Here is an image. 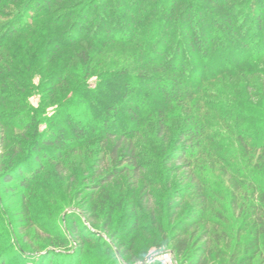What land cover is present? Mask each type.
Segmentation results:
<instances>
[{"label":"trees","instance_id":"trees-1","mask_svg":"<svg viewBox=\"0 0 264 264\" xmlns=\"http://www.w3.org/2000/svg\"><path fill=\"white\" fill-rule=\"evenodd\" d=\"M0 18V51L7 54L0 56V129L8 142L0 148L4 223H16L4 196L15 193L25 205L24 222L41 228L37 213H56L47 203L36 207L37 184L49 169L62 174L71 154L105 142L75 200L85 196L83 210L75 206L79 212L65 216L60 236H48L52 249L20 241L11 260L82 264L78 253L86 243L109 249L99 250V259L110 256L106 235L127 262L146 258L148 248L138 249V242L148 236L156 249L171 246L182 264H208L219 241L207 218L216 181L209 175L218 169L251 189L240 210L238 188L231 194V216L242 226L229 263L264 264V0H0ZM38 33L45 42L34 50L15 47ZM109 54L121 60L105 64ZM49 65L58 68L33 82ZM34 97H40L37 107ZM171 112L182 121L169 149ZM143 138L157 149L144 154ZM232 140L245 166L219 153ZM204 163L211 164L207 172ZM164 165L181 187L167 193L165 226L163 196L150 190L149 179L163 175ZM125 179L133 182L131 196L98 200ZM56 207L58 215L63 206ZM102 216L105 227L98 228ZM38 251L46 253L31 256Z\"/></svg>","mask_w":264,"mask_h":264},{"label":"rangeland","instance_id":"rangeland-1","mask_svg":"<svg viewBox=\"0 0 264 264\" xmlns=\"http://www.w3.org/2000/svg\"><path fill=\"white\" fill-rule=\"evenodd\" d=\"M75 9V8H74ZM5 20L3 18H0V23H4ZM3 32V31H2ZM40 37V38H39ZM19 38V37H17ZM40 44V42L43 44L45 42V36L42 34L40 35L35 34V35H30L28 38H20L17 41V46H21L23 49H31L34 50L36 47V44ZM8 47L11 45H7ZM42 47V45H41ZM76 50V49H75ZM74 50V51H75ZM3 51H0V56H7V54ZM20 54V53H19ZM96 59V58H95ZM97 61L102 60V58L99 56L96 59ZM114 61L117 62L118 60H121V57H117L116 54H109L107 58L105 59L104 63H108V61ZM96 64V62L94 63ZM3 63L0 59V66H2ZM48 70L44 69V71H40L41 73H37V76L31 77L33 82H36L37 84L40 82V77H47L49 72L51 70H55L58 67H52L49 65ZM91 78V77H90ZM32 104L37 107L40 103V97H34L31 100ZM167 121L170 125V133L172 134L171 141H169L167 147L169 149L172 147L173 141H175V137L178 134V131L180 128L177 126L180 121H182V117H178L174 114V112L169 113L167 116ZM0 129V148H3L2 146H6L8 142L4 140V135ZM151 133V134H150ZM146 136L152 135L153 133L150 132ZM169 139V140H170ZM100 139H97L96 142H93L92 144L84 147L80 153L81 154H71V156L68 159H65L64 163L61 165V169L63 171L62 174L58 173L55 174L54 171L49 169L48 173L45 174L41 182L37 184V187H35V192L37 194H33L34 203L36 207H42L43 203H47V206L49 210L54 209L55 207V216H50L48 217L46 214L43 213H37V216L41 218L40 221H37L38 224H42V227L37 229L30 223H25L24 222V217L23 215H19V212H21V209L24 205V203L21 202V195L20 194H15V193H7L5 198H7V202L10 205V210L11 212H14L16 215L15 219V224L13 225H6L4 222H8V216L5 215L3 210V207L0 206V262L5 261L6 264H17L15 260L12 258V261L10 257H8V254H11L12 256H15L16 254L13 252H18V245L19 242H26L29 246H32L33 248L40 249V248H46L47 249H52L49 243L50 239L48 236H52L55 238H58L60 236L59 230H65V224H64V218L68 213L73 212H79L75 206H78L80 204V209H82V203L84 200V195L79 199V201H75L77 199V195L79 192L82 190H85V185L88 182L87 175L88 173L92 172V168L94 164L100 159V157L103 156V153L101 149H103L104 143H100ZM141 143L144 145L145 150H143L144 154L148 153L149 150L152 151L153 149H157V147L153 148V146H149L148 143L145 141V139H141ZM107 150L106 152L108 153L110 149V142L107 144ZM237 143H235L233 140L224 145L220 150L219 153L222 154L223 156H233L237 158L238 164H242L245 166V161L243 160L240 152L237 151ZM147 150V151H146ZM105 152V153H106ZM157 152H160L159 158H162V152L158 150ZM1 154V152H0ZM243 154V153H242ZM254 155L253 159L257 158V153L254 154L253 152L249 153V155ZM248 155V156H249ZM216 156H211L208 158V160H212ZM99 158V159H98ZM109 162V160H108ZM208 162V161H206ZM253 163V162H252ZM226 165L227 162H221V165ZM255 164V163H253ZM210 163L205 164L202 167L204 169V172L208 170L210 167ZM114 167V163L111 161L109 162V169H112ZM165 169H162L163 175H158L157 173H152L149 177L150 181L153 182L155 185H151V191L152 192H158L160 195L162 194L163 198L162 200V205L165 206L162 211H161V222L165 226L169 219L168 216H170V211L167 206L168 200L166 199L168 196L167 193L171 192L175 189H180L179 184L174 183L177 182L176 179L172 178L170 175L168 168L166 165H164ZM251 171H253L251 168H249ZM249 169L246 167V170L249 172ZM214 173L210 174L209 176L214 178L215 181V194L212 200L210 201V207L209 211L207 213V218L210 223V229L212 232V235L214 234H219L216 235L217 238H219V241L217 243L213 244V249H212V254L209 257L208 264H230V255L235 252V250L238 248L239 241H237V233L238 229L241 228L242 226V219H235L232 218L231 213H232V208H231V197L232 193L235 189V187L238 188V196H239V210L241 209L242 205L246 202V199H244V195H250L251 194V189L249 186V183L247 182L245 185H239L237 184L238 181H231L229 177H227L225 174H220L218 172V169L213 170ZM60 175V177H59ZM263 179V178H261ZM264 182V179H263ZM133 183V182H132ZM130 183L129 180L125 179L124 181H115L113 183L114 186L112 189L113 191H110V189L104 192L105 194H99L98 195V200L99 198L100 201H103L105 199L106 194L112 198V200L121 198L123 197V192L129 196L134 193V187ZM172 183V184H170ZM142 184V183H141ZM110 186V187H111ZM115 189V190H114ZM84 192V191H83ZM82 194V193H81ZM169 197V196H168ZM32 198V199H33ZM44 200V201H43ZM250 201V198L248 199ZM56 205H62L63 208L58 212L59 214L57 215V207ZM46 206V207H47ZM83 210V209H82ZM2 212V213H1ZM102 217H99L98 221L96 222L98 228H104L105 226V219ZM83 222L88 223L86 221L85 216L82 217ZM168 219V221H167ZM115 223H117V218H115ZM13 226V227H12ZM169 226V224H168ZM18 228V229H17ZM170 229V226L168 227ZM112 229V227H111ZM203 227L200 229L202 230ZM250 227L246 226L244 232L242 233L241 237V245H243V242L246 240L248 232H250ZM201 231L199 232V234ZM105 239H107L110 243L111 249H110V256H106L104 258L97 257V252L99 250L102 251H107L109 249H102L101 247L93 243H86L83 252H79L78 254L82 255V264H97L99 262L100 264H108V262L115 263V264H164L162 262H157L159 256L162 254L169 252L172 254V258L177 264H182L180 259H178L171 249V246H165L162 249H156L154 247V242L151 241L152 239L148 238V236H144L139 242H138V249H144L148 248V254L146 255V258L142 261H135V262H127L126 260L122 258L120 253L118 252L117 248L112 245L111 241L106 235H103ZM148 238V239H145ZM216 237L213 238V240ZM79 246V245H78ZM81 246V245H80ZM46 249V250H47ZM45 250V251H46ZM45 251H38V253L31 255L34 256L35 259L40 255L45 254ZM242 250H239V253L241 254ZM19 253V252H18ZM83 253V254H82ZM243 254V253H242ZM241 254V255H242ZM30 255V254H27ZM241 255L239 256L241 258ZM17 256V255H16ZM30 256V257H31ZM109 259V260H107ZM59 261H55L54 264H58ZM98 263V264H99ZM167 264V263H165Z\"/></svg>","mask_w":264,"mask_h":264},{"label":"built area","instance_id":"built-area-1","mask_svg":"<svg viewBox=\"0 0 264 264\" xmlns=\"http://www.w3.org/2000/svg\"><path fill=\"white\" fill-rule=\"evenodd\" d=\"M172 257H173L172 254H170L169 252H166V253L162 254L161 256H159V258L157 260L164 263V264L165 263L177 264Z\"/></svg>","mask_w":264,"mask_h":264}]
</instances>
